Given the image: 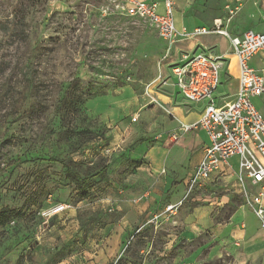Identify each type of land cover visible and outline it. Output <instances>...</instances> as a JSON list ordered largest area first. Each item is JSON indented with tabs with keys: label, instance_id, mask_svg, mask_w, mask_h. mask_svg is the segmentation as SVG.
Masks as SVG:
<instances>
[{
	"label": "rangeland",
	"instance_id": "obj_1",
	"mask_svg": "<svg viewBox=\"0 0 264 264\" xmlns=\"http://www.w3.org/2000/svg\"><path fill=\"white\" fill-rule=\"evenodd\" d=\"M118 3L0 0V210L14 215L0 226V264H183L204 240L168 242V220L136 232L141 198L130 177L169 113L162 96L178 95L171 67L191 51L175 49L177 39L167 43ZM172 6L208 29L224 13V0ZM160 72L163 81L155 79ZM147 114L155 121L148 136ZM125 119L115 135L119 150L108 127ZM17 156L22 160L7 165ZM62 163L93 175L85 197ZM204 254L191 264H232L225 252Z\"/></svg>",
	"mask_w": 264,
	"mask_h": 264
},
{
	"label": "crops",
	"instance_id": "obj_2",
	"mask_svg": "<svg viewBox=\"0 0 264 264\" xmlns=\"http://www.w3.org/2000/svg\"><path fill=\"white\" fill-rule=\"evenodd\" d=\"M151 1L158 2L162 7L163 0ZM185 6L189 7L190 3H186ZM225 8H228L229 13ZM223 9V16L214 17V21L217 19L221 21L228 36L216 33L218 35L215 36V40L205 42L201 40V35L187 40V37H179L175 43V49L181 47L191 53L203 51L214 57H222L224 65L221 69L220 82L213 93L217 104L232 101L238 86V67L229 36H239L246 30L264 31V0H224ZM176 14H178L177 18ZM173 16L175 26L179 30L183 27L190 30L194 26H201L197 24L194 16L183 15V12L178 11L176 7H173ZM249 62L264 74V50L252 56ZM220 89L222 92L218 94L217 90ZM175 90L178 95L162 96L169 105L164 106L169 113H162L158 132H151L155 127V121L153 117H148L149 114L143 121L141 120L142 130L147 132V136L148 132L153 134L150 141L147 138L146 149L139 157L144 161L130 177L136 187L132 193L135 197L141 198L137 203L136 227L162 209L165 204L176 203L184 196L186 180L203 157V147L208 140L202 129L180 132V135L174 139L170 136L172 132L179 131L181 122L190 123L197 120L202 115L207 102L206 100L188 102L177 87ZM251 100L264 117V95L253 96ZM155 108L157 107L154 106L150 110ZM137 119L134 120L136 123ZM113 122L114 124L108 127L111 145L118 142L117 147L121 150L124 146L115 139V135L117 129L127 125L126 119ZM142 140L144 139H137L136 143L140 144ZM229 162L230 167H222L210 178L204 188L192 191L174 214L160 219L156 226L147 224L143 228L157 227L168 220V236L172 237L167 238L168 242L173 243L176 238L186 241L204 238L192 251L183 255L182 259L185 261L183 264H191L202 253H205L204 257H212L220 256L224 252L232 256V264H264V226L245 203L240 192L241 186L236 180L237 156H232ZM233 162H236V165ZM244 186L249 194H255L259 189L249 180L245 181ZM262 204L264 206V188ZM226 206H231V209L227 215H224L223 209Z\"/></svg>",
	"mask_w": 264,
	"mask_h": 264
},
{
	"label": "built area",
	"instance_id": "obj_3",
	"mask_svg": "<svg viewBox=\"0 0 264 264\" xmlns=\"http://www.w3.org/2000/svg\"><path fill=\"white\" fill-rule=\"evenodd\" d=\"M118 6L122 13L147 20L157 30L159 37L169 44L179 37L207 33L228 36L219 19L214 21L211 29L205 26L177 29L172 0H163L162 7L151 0H119ZM229 39L238 67V86L232 101L217 104L213 95L220 82L224 65L222 57L192 52L171 67L174 84L186 101L207 102L197 120L181 122L179 131L172 132L170 136L174 139L180 132L202 129L208 140L203 147V157L186 180L184 196L176 203L165 204L139 225L136 232L147 224L156 226L160 219L174 214L192 191L204 188L222 167H230L229 159L234 155L237 156L236 180L241 186L240 192L264 226V117L251 100L253 96L264 95V74L249 62L252 56L264 50V31L246 30L239 36H229ZM156 79L165 80L161 72ZM136 119L137 115L131 118L132 121ZM246 180L259 187L255 194L245 190Z\"/></svg>",
	"mask_w": 264,
	"mask_h": 264
},
{
	"label": "trees",
	"instance_id": "obj_4",
	"mask_svg": "<svg viewBox=\"0 0 264 264\" xmlns=\"http://www.w3.org/2000/svg\"><path fill=\"white\" fill-rule=\"evenodd\" d=\"M53 159V158H52ZM22 160V156H17L13 159H11L7 165L13 164L16 161ZM64 166V169L72 174L73 178L75 179V181L77 182V186H78V190L80 192V195L85 197L86 196V189L88 187H90L91 185L94 184L95 180L93 175L90 176H81L79 174V172L75 171L74 169H72L67 163H62ZM105 168L106 165H103L100 170H98L95 175L98 176L99 178H103L104 177V172H105ZM3 170V167L0 168V171ZM13 212L8 210V209H4V210H0V226L5 225L12 217H13Z\"/></svg>",
	"mask_w": 264,
	"mask_h": 264
}]
</instances>
